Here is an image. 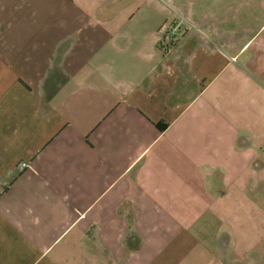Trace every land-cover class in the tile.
I'll return each instance as SVG.
<instances>
[{"label":"crops","instance_id":"crops-1","mask_svg":"<svg viewBox=\"0 0 264 264\" xmlns=\"http://www.w3.org/2000/svg\"><path fill=\"white\" fill-rule=\"evenodd\" d=\"M0 264H264V0H0Z\"/></svg>","mask_w":264,"mask_h":264},{"label":"built area","instance_id":"built-area-1","mask_svg":"<svg viewBox=\"0 0 264 264\" xmlns=\"http://www.w3.org/2000/svg\"><path fill=\"white\" fill-rule=\"evenodd\" d=\"M185 20L182 17H175L166 24L162 32V46L166 49L176 41L178 36L182 33ZM26 162H21L18 165V171H22L26 167Z\"/></svg>","mask_w":264,"mask_h":264},{"label":"trees","instance_id":"trees-1","mask_svg":"<svg viewBox=\"0 0 264 264\" xmlns=\"http://www.w3.org/2000/svg\"><path fill=\"white\" fill-rule=\"evenodd\" d=\"M157 128H159L160 130H163L166 127V124L163 123H157L156 124Z\"/></svg>","mask_w":264,"mask_h":264},{"label":"rangeland","instance_id":"rangeland-1","mask_svg":"<svg viewBox=\"0 0 264 264\" xmlns=\"http://www.w3.org/2000/svg\"><path fill=\"white\" fill-rule=\"evenodd\" d=\"M186 22V21H185ZM185 26V25H184ZM183 29H184V27H183Z\"/></svg>","mask_w":264,"mask_h":264}]
</instances>
